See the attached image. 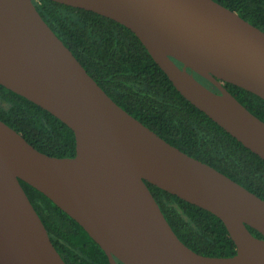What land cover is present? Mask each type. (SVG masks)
<instances>
[{"label":"water","instance_id":"1","mask_svg":"<svg viewBox=\"0 0 264 264\" xmlns=\"http://www.w3.org/2000/svg\"><path fill=\"white\" fill-rule=\"evenodd\" d=\"M52 1L128 28L187 101L264 160V122L223 87L264 100V31L214 0ZM0 85L75 138L74 156H49L0 120V264H66L20 180L74 219L110 264H264V200L115 103L33 0H0ZM145 181L218 217L236 253L206 256L183 244Z\"/></svg>","mask_w":264,"mask_h":264},{"label":"trees","instance_id":"2","mask_svg":"<svg viewBox=\"0 0 264 264\" xmlns=\"http://www.w3.org/2000/svg\"><path fill=\"white\" fill-rule=\"evenodd\" d=\"M214 1L264 31V0ZM33 2L42 19L115 103L169 144L264 200V160L187 101L132 31L92 11L52 0ZM194 76L219 93L211 82L197 73ZM223 87L264 122L263 99L231 83H224ZM0 120L42 153L54 157L75 155L74 133L67 125L2 85ZM145 183L183 244L206 256L231 257L236 253L235 244L218 217ZM20 184L66 264H110L104 251L74 219L35 188L22 180ZM247 228L255 237L261 236L255 229Z\"/></svg>","mask_w":264,"mask_h":264},{"label":"flooded vegetation","instance_id":"3","mask_svg":"<svg viewBox=\"0 0 264 264\" xmlns=\"http://www.w3.org/2000/svg\"><path fill=\"white\" fill-rule=\"evenodd\" d=\"M34 1V0H33ZM258 238H262V236L258 237Z\"/></svg>","mask_w":264,"mask_h":264}]
</instances>
